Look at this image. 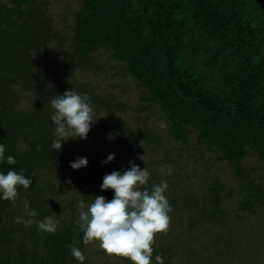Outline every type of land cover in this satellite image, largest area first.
Here are the masks:
<instances>
[{
  "label": "trees",
  "instance_id": "1",
  "mask_svg": "<svg viewBox=\"0 0 264 264\" xmlns=\"http://www.w3.org/2000/svg\"><path fill=\"white\" fill-rule=\"evenodd\" d=\"M54 2L0 0V144L5 155L16 160L14 166L0 164V171L13 167L32 181L28 189L18 188L14 201L0 200V264H77L69 245L82 251L84 264H96L90 242H82L78 223L83 197H66L65 182L57 175L58 171L73 176L81 172L83 167H70V161L80 156L87 157L85 168L98 185L105 174L129 167V161L151 173L146 187L161 179L167 181L169 226L167 233L162 231L164 236H154V263L157 254L163 264H204L221 254L234 256V234L245 224L240 219L245 212H256L255 205L263 207V176L252 177L243 162L253 153L264 160V10L260 3L79 0L77 7L56 10ZM138 6L144 10L145 20L136 19ZM192 24L209 32L212 40L218 38L224 44L223 53L232 48L229 57H238L234 74L225 82L233 89L229 96H223L225 90L214 92L205 71L189 63L193 53L186 51L184 37ZM190 43L194 51L201 50L199 40ZM51 47L61 56L62 65L51 54ZM99 51L127 64L128 74L146 87L142 100L159 104L176 140L188 145L190 134L196 132L197 147L206 144L221 152L220 159L232 167L237 188L243 192L236 211L224 203L234 186L216 174L199 173V182L194 181L197 170L188 172L191 160L185 149L178 147V153L165 149L161 172L162 162L153 156L157 145L152 144L160 142L159 133L146 122L127 123L120 116L128 109L127 102L111 90L76 77L78 69L98 76ZM219 55L218 49L213 51L205 64L216 68ZM71 88L86 94L93 106L92 118L97 120L88 136H104L94 145V149L100 146L96 154L82 153L72 138L64 141L59 151L51 148L54 126L49 100ZM150 109L147 104L140 108ZM110 153H115V158L102 163ZM81 182L75 177L69 181L73 189L83 192ZM25 202L37 212L27 226L17 223V217L29 219ZM46 216L56 221L55 232L38 230L36 222ZM215 225L221 227L216 234ZM221 242L229 247L225 253L221 248L209 252ZM121 257L124 260L117 264H132Z\"/></svg>",
  "mask_w": 264,
  "mask_h": 264
},
{
  "label": "rangeland",
  "instance_id": "2",
  "mask_svg": "<svg viewBox=\"0 0 264 264\" xmlns=\"http://www.w3.org/2000/svg\"><path fill=\"white\" fill-rule=\"evenodd\" d=\"M131 1H133L134 4H137V2L140 0ZM54 5L56 10H61L63 7L74 8L79 6V0H55ZM134 15L136 19L139 18L145 20L144 10L140 6H138L137 10L134 11ZM145 30L147 31L148 27H146ZM192 39L200 41L199 47L201 50L194 51L195 48L190 43V40ZM184 43H186V51L193 53V57L189 60V63L198 65L200 70L203 72L205 71L206 77H210L208 81L212 82L211 85H214L212 87L214 92L221 93L223 90H225L223 96H229L228 92L232 91L233 89L230 87V84L225 82L228 80L229 76L231 77V75L234 74V71L236 70L235 63L239 61L238 57L236 56L232 58L229 57L232 48H227L223 53L221 48L224 47V44L220 43L218 38H214L212 40V36L209 34V32L204 29H199V27L194 26L193 24L191 31H189L188 35L184 37ZM208 46H210V50H207ZM217 49L220 51V55L218 57L219 65L216 68H211L207 66L204 61L211 59L213 51L216 52ZM52 53L54 58L62 65V58L56 52L55 47H51V54ZM96 58L99 64H101V70L99 71L98 76L78 69L77 72H74L76 77L80 80H89L96 85L98 84L102 90H111L119 97L120 100L127 102L128 109L125 113L120 114V116L127 123L135 125L138 122H146L150 129H153L159 133L161 138L160 142H154L152 144L157 145V151L153 156L155 157L156 161L162 162L159 165L160 168L165 167L163 162L164 150L172 149L175 153H178L177 148L181 147L189 152L186 153L187 156H190L191 160L187 169L188 172L195 173L192 169L197 170L196 172L198 177H196L194 181L198 179L199 182V173H205L210 176L216 174L219 177L226 179L228 185L234 186V191L230 197H227L228 199H226L224 203L227 208H233L236 211L237 204L239 200H241V193L243 192L241 189L237 188V184L235 183L236 173L231 169L232 167H230L226 160L220 159L221 152L214 148L207 147L206 144L201 146L199 145L197 147L196 132H192L190 134L188 145H183L181 140H176V138L170 133L171 124L164 117V113L161 110L159 104H152L151 101L142 100L141 92L144 91L146 87L141 85V83L134 76L128 74L129 70L127 64L122 61H116L109 53L104 51L97 52ZM225 63L227 66L224 69L223 65ZM62 69L63 68H61L63 75L67 76V72ZM143 104L150 105V111L140 110ZM91 131L92 129L89 132ZM103 138V135L96 134L94 137L87 135V139L85 140L78 138L74 140L79 145V149H81L82 153L96 154V150L100 148V146L96 149H94V147L97 146L98 141L101 142ZM149 150H151V148ZM200 150L203 152L202 154L200 153ZM243 162L252 177L258 178L260 175L263 176L261 181L264 184V160L260 159L258 155L253 153L252 155L248 154L245 156ZM57 175L60 176L58 177L60 178L59 180L65 182V188L63 190L65 196L70 197L73 195L75 197L78 196V198L83 197L84 205L86 203L89 204L92 202L95 195H103L108 200L112 199L113 197V190L108 189L102 191L100 189V185H98L99 183H97L95 178L92 177V172L87 170L85 166L81 172L77 173L76 176L63 174L60 171L57 172ZM74 177L83 181L81 182L83 185V192L73 189L69 183V181ZM259 205H255L256 210L258 209L256 212H245L243 215L244 217L240 219L245 224L243 225L241 223L239 229L234 234V239L236 238L234 240V256H231L230 254H221L213 261H205L204 264H245L246 260H248L250 264H264V197L262 199L263 207L261 208ZM253 228L255 229L251 231ZM220 229L221 227H217V225H215L213 232L216 234ZM164 233H158V238L161 235L164 236ZM248 233L250 235L247 236ZM219 248L223 250L222 253H225L226 249H229V247H224L221 242L217 245V247L211 246L209 252L213 253L214 250H218ZM100 250L104 251L99 247V241H93L89 243L91 258L94 261L96 260V264H117L122 263V260H124L119 255L115 256L114 258L106 253H104V255L99 254L98 251ZM242 257L245 259L247 257V259L244 260ZM151 264L156 263L151 261Z\"/></svg>",
  "mask_w": 264,
  "mask_h": 264
},
{
  "label": "clouds",
  "instance_id": "3",
  "mask_svg": "<svg viewBox=\"0 0 264 264\" xmlns=\"http://www.w3.org/2000/svg\"><path fill=\"white\" fill-rule=\"evenodd\" d=\"M52 108L50 120L54 126V139L51 148L61 150L62 143L68 139H87L91 124L94 123V109L86 94H80L73 88L63 94H57L49 100ZM70 130V131H69ZM111 138V137H110ZM115 158L110 153L102 161L109 163ZM141 159L144 161L143 156ZM9 166L16 164L15 157L5 155V149L0 144V164ZM88 164L85 156L70 161V167L79 169ZM164 171L163 168L160 169ZM151 173L146 167L141 168L134 161H129V167L124 170H114L105 174L100 184L102 191L112 189L113 197L108 200L103 195H95L85 210L84 202H80L78 223L83 232L82 242L87 244L99 241V247L106 254L126 257L132 264H151L153 259V243L156 233L166 231L169 226L170 205L165 192L168 188L166 180L159 183H149ZM31 177H26L24 171H16L9 167L7 172L0 171V200L14 201L18 188L28 189ZM28 220L17 217V223L25 226L33 223L31 217L37 215L25 202ZM38 230L56 231V221L46 216L36 222ZM72 257L77 264H84L85 255L75 246L69 245ZM156 264H163L160 255L155 256Z\"/></svg>",
  "mask_w": 264,
  "mask_h": 264
},
{
  "label": "water",
  "instance_id": "4",
  "mask_svg": "<svg viewBox=\"0 0 264 264\" xmlns=\"http://www.w3.org/2000/svg\"><path fill=\"white\" fill-rule=\"evenodd\" d=\"M260 3V6L264 10V0H257Z\"/></svg>",
  "mask_w": 264,
  "mask_h": 264
}]
</instances>
